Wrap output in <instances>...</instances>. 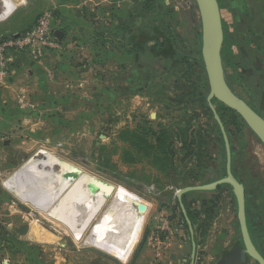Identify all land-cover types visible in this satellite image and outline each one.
<instances>
[{"label":"rangeland","instance_id":"rangeland-1","mask_svg":"<svg viewBox=\"0 0 264 264\" xmlns=\"http://www.w3.org/2000/svg\"><path fill=\"white\" fill-rule=\"evenodd\" d=\"M15 2L18 7L5 18L10 17V27L17 34L31 30L47 11L55 20L59 17L58 5L67 4L71 9L83 7L88 9L86 14L96 18L93 24L101 33L102 44L108 43L107 35L111 31L112 36H116L117 47L126 44L127 51H132L133 60L131 78H127L126 86L119 85L122 81H118L117 98L101 102L98 117L85 118L86 126L90 128L88 133L63 135V138L58 134L55 141H60L59 147L36 149L22 165L13 164L9 160L11 155L7 165H1L0 159V264H149L156 254L154 242L148 243L150 231L164 223L167 230H158L160 232L155 235L158 240L168 239L174 233V227H181L179 232L188 239L185 264L190 263L192 243L196 245L195 264H215L225 251L220 249L212 258V241L222 235L231 245L239 236L236 208L230 192L219 199L220 203L214 209L201 205L192 213L189 212L191 197H183L191 233L174 194L178 188L198 185L209 176H221V167L226 160L219 126L206 101L209 85L200 52L201 21L195 0ZM217 2L221 14L225 80L229 88L264 119V0ZM3 12L0 2V14ZM177 27L182 33L179 39ZM121 31L127 33L126 42ZM55 37L58 47L48 50L44 56L60 48V38ZM167 47L175 55L179 51L185 56L160 57L152 66L143 56L144 52L146 55ZM44 56L36 62L40 63ZM9 71L10 67L7 75ZM211 104L227 135L234 172L248 187L249 202L256 196L257 184H263L264 147L236 112L214 99ZM137 137L154 148L139 143ZM158 138L166 141L162 149H155ZM42 152L51 153L70 166L112 185V195L122 190L135 197H131L132 201L139 199L145 203L139 208L140 213L146 215L140 236L126 256L103 247L79 244L63 225L29 206L28 184L21 168L34 157L43 159ZM206 167L210 168L207 178L202 176ZM58 169L55 166L53 170ZM45 170L50 176L51 168ZM70 186L63 194L74 200L73 207L81 206L78 209V224H81L95 203L96 195L83 189V181L75 179ZM254 215L251 212V219ZM257 219L264 220V215ZM215 220H218L217 224H214ZM228 221L231 222L228 224ZM25 224L30 227L25 235L27 240L16 233V229ZM262 225L261 233L253 229L255 244V238L264 234V222ZM88 229L89 226L85 232ZM260 248L264 254V245ZM247 264L257 263L248 259Z\"/></svg>","mask_w":264,"mask_h":264},{"label":"crops","instance_id":"crops-1","mask_svg":"<svg viewBox=\"0 0 264 264\" xmlns=\"http://www.w3.org/2000/svg\"><path fill=\"white\" fill-rule=\"evenodd\" d=\"M53 7L55 8L54 5ZM58 7L60 13H57L59 17H55L57 22L54 27L56 31L62 33L60 48L49 52L40 63L26 55L13 57L9 65V74L0 86V159L3 161L1 165H7L9 155L12 156L9 160L13 164L22 165L36 149H56L60 144L59 140L55 141L58 134L63 138V135L88 133L90 128L86 126L85 118L98 117L100 103L117 98L118 81H122L119 85L126 86L127 78H131L133 54L132 51H127L126 44L124 47H117L116 36H112L111 31L107 35L110 38L108 43L102 44L101 33L93 24L96 18L86 14L88 9L83 7L71 9L67 4ZM9 19L10 17H7L0 22V41L9 37L6 35L17 34L10 27ZM179 29L176 28L177 39L182 37ZM121 32L126 42L127 33ZM140 33H144L143 29ZM176 54L177 58L185 56L179 51H176ZM243 181L245 183L244 179ZM259 189L262 190V187ZM227 192L226 189L222 190L223 197H226ZM140 201L134 200L136 204ZM263 203L257 202V205L262 207ZM253 208V204H247V209L254 211ZM250 216L251 212L249 219L253 226L257 218L256 215L252 219ZM217 222L218 220L214 224ZM229 222L231 221H228V224ZM185 223L187 224L186 221ZM186 226L191 233V225ZM180 228L174 227V233L164 241V250L158 264L187 262L188 239L179 232ZM156 229L153 227L150 233ZM148 243L150 244L149 238ZM234 244L235 242L231 245ZM229 245L224 236L219 235L210 246L211 257L218 254L220 249L228 251L231 246ZM191 246L189 264H195L196 245L192 243Z\"/></svg>","mask_w":264,"mask_h":264},{"label":"bare ground","instance_id":"bare-ground-1","mask_svg":"<svg viewBox=\"0 0 264 264\" xmlns=\"http://www.w3.org/2000/svg\"><path fill=\"white\" fill-rule=\"evenodd\" d=\"M0 2L4 8L0 20L18 7L15 0ZM41 156L43 159L31 157L21 168L23 179L28 184L29 206L63 225L67 229L65 231L79 244L103 247L109 252L126 256L140 236L146 215L140 213L139 208L145 206V203L141 200L135 205L122 190L107 198L102 192H96L95 203L88 209L82 223L78 224V209L81 206L73 207L74 200L63 194L74 180L65 181L62 175L55 174L53 170L59 164L62 171H66L71 164L48 152H42ZM48 167L51 168L50 176L45 170ZM83 184L82 188L89 191L86 182ZM37 227L42 228L39 223Z\"/></svg>","mask_w":264,"mask_h":264},{"label":"water","instance_id":"water-1","mask_svg":"<svg viewBox=\"0 0 264 264\" xmlns=\"http://www.w3.org/2000/svg\"><path fill=\"white\" fill-rule=\"evenodd\" d=\"M200 21L201 31L198 35L201 38V57L202 64L207 76L209 93L206 97L209 109L211 110L215 121L217 122L225 148V176L209 184L189 186L177 189L175 197L180 200L181 196L192 191H213L220 185H228L235 198L236 202V217L238 220L242 245H236L232 250L225 252L215 264H244L246 258L253 260L257 264H264V256H262L255 248L250 237L245 216V192L243 184L238 181L231 171V153L230 145L223 129V125L217 116L211 100H216L222 103L227 108L236 112L244 121L250 131L256 136L259 142L264 147V119L258 115L244 100L238 97L228 86L225 80L224 68L221 56V41H222V25L221 14L217 0H195ZM61 32L56 31L55 35L60 38ZM55 166H59L56 164ZM57 175H62L65 181L72 182L79 180L87 182L89 193L102 191L104 197H109L114 190V187L90 174L82 172L75 166H69L66 171L59 169L55 172ZM82 193V192H78ZM185 215V212L183 210ZM190 226V221L185 218ZM27 225H22L16 229L19 236L27 233ZM193 257V255H192Z\"/></svg>","mask_w":264,"mask_h":264},{"label":"built area","instance_id":"built-area-1","mask_svg":"<svg viewBox=\"0 0 264 264\" xmlns=\"http://www.w3.org/2000/svg\"><path fill=\"white\" fill-rule=\"evenodd\" d=\"M55 20L50 11L45 12L36 22L35 26L23 34H13L0 41V86L7 76L9 65L13 57L27 54L30 58L40 60L48 50L56 49L58 43L55 37ZM167 228L159 227L150 233L149 242L153 241L156 246V254L149 264H158V259L164 250V241L155 236ZM151 243V242H150ZM126 264V262H125Z\"/></svg>","mask_w":264,"mask_h":264},{"label":"flooded vegetation","instance_id":"flooded-vegetation-1","mask_svg":"<svg viewBox=\"0 0 264 264\" xmlns=\"http://www.w3.org/2000/svg\"><path fill=\"white\" fill-rule=\"evenodd\" d=\"M253 134V133H252ZM220 135H221V133H220ZM222 136V135H221ZM253 136L256 138V136L253 134ZM223 139V138H222ZM257 139V138H256ZM258 140V139H257ZM259 141V140H258ZM260 143V142H259ZM261 144V143H260ZM231 153V152H230ZM225 157H226V154H225ZM218 157H217V154H216V157H215V159H217ZM226 159V158H225ZM225 162H226V160H225ZM223 167H224V171H223ZM223 167H221V170H222V175L221 176H213V177H210L209 176V174L210 173H208L209 171H210V168L209 167H206V168H204V171H203V173H202V176L203 177H205V178H207L208 176V179H206V180H203V181H201L198 185H204V184H209V183H212V182H214V181H216V180H219V179H221V178H223L224 176H225V163L223 164ZM231 171H232V173H233V175H234V177L238 180V181H240L242 184H243V186H244V192H245V216H246V224H247V227H248V231H249V234H250V237H251V239H252V236H254L253 235V228H254V230L256 229L257 230V232L258 233H261L262 232V229H263V225H262V223L264 222V220L262 219V217H263V207L264 206H262V207H259L258 205H257V202H261L262 201V203L264 202V184H257V186H256V196L255 197H253V201L251 200V201H247V190H248V187L245 185V183H244V181L243 180H241L235 173H234V171H235V168H234V165H233V163H232V157H231ZM198 185H195V186H198ZM262 187V190H260L259 188H261ZM224 189H226L227 191H229L230 192V194H231V196H232V198H233V200H234V204H235V208H236V202H235V198H234V195H233V193H232V190H231V188L228 186V185H220V186H218V187H216V189L215 190H213V191H192V192H189V193H187V194H184V195H182L181 196V198H180V200H176L177 202H178V204H179V207H180V210L182 211V213H183V210H184V212H185V207H184V201H183V197H185V196H187V195H189V197H191V199H189V212L190 213H192V212H194V211H196V210H198V209H200L199 207L202 205V206H205V207H207V208H213L214 209V207L218 204V202L222 199L221 197H223V195H222V190H224ZM228 193V192H227ZM85 196V195H84ZM220 196V197H219ZM87 197V196H86ZM220 199V200H219ZM220 203V202H219ZM253 204L254 205V211H250L249 209H247V204ZM263 205H264V203H263ZM218 207V206H217ZM246 210H247V212H246ZM250 212H254L255 214H256V216H257V218H261L262 219V221H260V220H255L256 222H254V224H253V226H252V224L250 223V219H249V214H250ZM185 218H188L187 217V215H186V212H185V215H184V213H183V220H184V222L186 221V219ZM189 220V219H188ZM190 221V220H189ZM216 221V220H215ZM236 221H237V224H238V220H237V217H236ZM190 224H191V222H190ZM238 230H239V225H238ZM253 238H255V237H253ZM255 240H256V244L253 242V239H252V242H253V244H254V246H255V248L257 249V251L262 255V256H264V254H263V252L261 251V248H260V245H264V234H259V236L258 237H256L255 238ZM238 244H240V245H242V242H241V236H240V230H239V236H238V238H237V242L229 249V250H232L236 245H238ZM257 246V247H256ZM228 250V251H229ZM225 252H227V251H225ZM224 252V253H225ZM223 253V254H224ZM222 254V255H223ZM221 255V256H222ZM220 259V258H219ZM218 261V260H217ZM216 261V262H217ZM247 264V263H246Z\"/></svg>","mask_w":264,"mask_h":264},{"label":"trees","instance_id":"trees-1","mask_svg":"<svg viewBox=\"0 0 264 264\" xmlns=\"http://www.w3.org/2000/svg\"><path fill=\"white\" fill-rule=\"evenodd\" d=\"M143 34V33H142ZM151 35H153V34H151ZM143 56H145L146 58H147V63H149L151 66H152V64L154 63V60H156V59H158V58H160V57H164V58H167V59H169V58H177V54L175 55L174 53H173V51L171 50V48L170 47H167V48H164L163 50H161V51H157V52H155V51H152V52H149V53H146V55H145V52L143 53ZM144 57V58H145ZM222 137V136H221ZM137 140H138V142L139 143H147V145H148V141H146V140H143L142 138H140V137H137ZM166 141H165V139L163 138V139H157V144H156V148L155 149H157L158 147L159 148H163L164 147V143H165ZM162 145H163V147H162ZM149 146V148H154L152 145H148ZM221 146H222V148H223V152H224V155H225V148H224V142H223V139H222V143H221ZM163 154H164V152H163ZM131 156V155H130ZM130 156H128V157H130ZM132 162L133 163H135L134 162V160H132ZM223 171H224V167H223ZM100 192H102V191H100ZM134 202V201H133ZM134 204L135 205H137L135 202H134ZM247 258H246V262L244 263V264H246L247 263Z\"/></svg>","mask_w":264,"mask_h":264}]
</instances>
